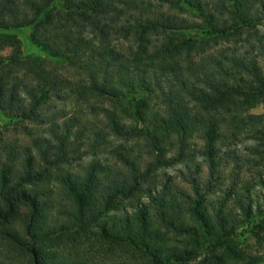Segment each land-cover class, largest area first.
<instances>
[{"label":"trees","instance_id":"obj_1","mask_svg":"<svg viewBox=\"0 0 264 264\" xmlns=\"http://www.w3.org/2000/svg\"><path fill=\"white\" fill-rule=\"evenodd\" d=\"M25 29L59 65L0 37V264H258L264 0H0Z\"/></svg>","mask_w":264,"mask_h":264},{"label":"rangeland","instance_id":"obj_2","mask_svg":"<svg viewBox=\"0 0 264 264\" xmlns=\"http://www.w3.org/2000/svg\"><path fill=\"white\" fill-rule=\"evenodd\" d=\"M4 35H13L15 36L21 43L22 47V57L23 58H35L39 61H45L47 65L55 64L57 63L55 59L50 58L42 49L37 47L33 41H32V30L31 29H25L21 31L11 32V33H2L0 32V37ZM12 54V50L8 47H2L0 45V58H6L9 57ZM254 115H264V106H258L256 109H254L252 112ZM18 138V134L15 132V125L3 114H0V140L3 141H13L14 139ZM199 163L201 160H197ZM184 168V165L176 166L174 168L165 169L162 171L164 174H171V175H177L178 171ZM262 195H261V194ZM253 196H259L260 198V205H264V190H261V188H257L256 192L253 193ZM245 229L239 230L240 234H243V236H246L247 242L245 244H254V241L248 234L245 233ZM242 240V239H241ZM242 246V245H241ZM260 261L258 264H264V250L260 251Z\"/></svg>","mask_w":264,"mask_h":264}]
</instances>
